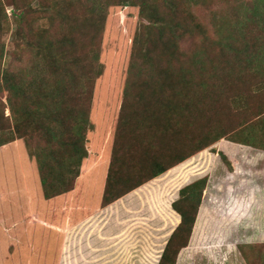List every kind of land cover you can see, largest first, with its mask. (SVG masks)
Returning <instances> with one entry per match:
<instances>
[{
    "label": "trees",
    "instance_id": "obj_1",
    "mask_svg": "<svg viewBox=\"0 0 264 264\" xmlns=\"http://www.w3.org/2000/svg\"><path fill=\"white\" fill-rule=\"evenodd\" d=\"M262 1L240 27L223 21L214 38L194 11L208 0H0V147L25 143L45 199L74 190L88 156L85 140L95 84L103 74L108 10L130 6L139 8L141 23L132 41L102 206L217 142L216 153L232 172L236 149L264 150ZM6 6L13 7L17 23L13 57L27 51L37 60L29 72L3 68ZM244 81L239 91L231 90ZM207 182L182 188L172 203L181 221L158 264H177L191 237L187 249L197 242L207 222L208 212L200 208ZM233 206L228 217L239 214L241 204ZM239 250L247 264H264L262 246Z\"/></svg>",
    "mask_w": 264,
    "mask_h": 264
},
{
    "label": "rangeland",
    "instance_id": "obj_2",
    "mask_svg": "<svg viewBox=\"0 0 264 264\" xmlns=\"http://www.w3.org/2000/svg\"><path fill=\"white\" fill-rule=\"evenodd\" d=\"M1 1L7 5V0ZM208 1L194 7V11L214 38H219L215 31L223 21L240 27L255 7L263 5L262 0ZM38 5L34 1L33 6ZM6 13L10 27L3 36L6 45L3 68L10 64L15 71L29 72L36 68L37 60L27 51L20 59L13 57L12 41L17 23L13 7L6 6ZM140 23L139 8L113 6L108 10L100 54L103 74L95 84L89 115L91 128L85 140L87 151L93 141L95 147H103L100 158L104 153L111 160L132 41ZM234 83L231 90L239 91L246 82ZM3 101L6 102V93ZM9 113L6 110V115ZM216 150H219V142L188 158L194 157L182 167L183 173L174 178L149 181L140 186L141 189L121 197L120 202L116 200L108 206L103 207L101 199L91 215L77 213L75 218L86 220L87 229L106 233L105 243H110V237L116 239L115 247L81 249L67 247V232L52 231L49 226L39 224L37 219L51 222L53 208L50 200L43 196L36 162L28 155L25 143L19 140L0 148V264H158L171 234L180 224L177 219L181 217L172 203L179 198L182 188L203 178L208 182L200 208L208 212L207 222L197 242L187 249L191 237L189 246L180 252L177 264H247L239 247L256 245L264 249V174L257 178L245 172L255 169L251 168L253 163L243 157L251 153L249 150L233 152L232 172ZM258 160L264 161V158L254 161ZM234 170L237 173H233ZM82 184L83 180L79 182L78 178L74 189L79 185V189L92 194L88 203L93 207L98 202L101 179L90 188H87L88 183ZM235 203L241 204L237 209L239 214L228 217ZM174 221L176 226L172 225ZM60 222L61 216L54 221L61 226Z\"/></svg>",
    "mask_w": 264,
    "mask_h": 264
},
{
    "label": "crops",
    "instance_id": "obj_3",
    "mask_svg": "<svg viewBox=\"0 0 264 264\" xmlns=\"http://www.w3.org/2000/svg\"><path fill=\"white\" fill-rule=\"evenodd\" d=\"M8 145L2 146L0 148H4ZM94 145H95V142L93 141L91 144V149H88V156L84 160V163L82 166L83 167L82 173L79 177V182L83 180V184L85 183L86 185L88 183L87 188H90L96 182H100V179H101L102 184L98 187V195H97L98 202L93 207H90L88 203L89 201L88 199H89V195L91 197L92 194H89L88 191L87 193H85L83 189H79V185H78L76 189H74L73 191L69 193L49 199L51 206L53 208L51 210V214H53V216L51 217L52 219L51 222L48 223L47 221L37 219L36 217V219L39 220L40 225L42 224V225L49 226V229H52V231L61 230V231L67 232L66 233V239H67L66 245L67 247L69 246L71 248L78 247V248L84 249V248H100V247H115L116 246V243H115L116 239L114 237L113 238L110 237L109 244L105 243L106 242L104 239L106 238L105 232H100L98 229H95V230L87 229L86 220H84L83 218L82 219L75 218L77 213L78 214L81 213L84 215H87V213H89L88 215L93 214L95 211V210L93 211V209L97 208V206L99 205L102 199L103 189H104L103 186L106 181L110 159L108 157H105L104 153L101 158L98 157L99 153L103 152V147L97 148ZM220 145H221V142H219V146ZM246 149H251V148L247 147ZM250 152H251L250 154H247V155L244 154L243 157L247 158L250 161V163H253V166H251V168L254 167L255 169L254 170L251 169L249 171L245 170V172H247L250 175L253 174L254 176L258 178L260 174H264V161H260V160L254 161V160H256L258 157L264 158V150L253 149V150H250ZM193 158L188 159L178 164L177 166L169 169L168 171H166L159 177L151 180V182L154 180H157L160 177H162L163 179H172L175 177V175H179V173H183L181 172L182 167L185 165L186 162L191 161ZM141 187L137 188L136 190L141 189ZM93 191L94 189H92V193ZM123 198H120L116 202H120L121 200H123ZM108 210H111V207H108ZM59 216H61V219H62V222H60L62 223L61 226L59 224L54 223V221H56ZM179 220L181 221V218L177 219L178 223H180ZM88 221L90 222V220ZM175 223L176 221H174L172 225L176 226ZM171 232H173V230L170 231V233ZM74 236H77V237H74Z\"/></svg>",
    "mask_w": 264,
    "mask_h": 264
}]
</instances>
